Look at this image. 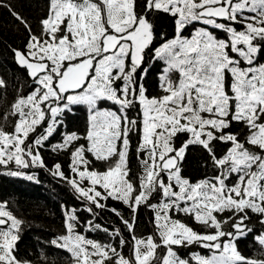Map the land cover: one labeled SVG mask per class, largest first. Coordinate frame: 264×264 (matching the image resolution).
<instances>
[{
  "label": "snow or ice",
  "instance_id": "1",
  "mask_svg": "<svg viewBox=\"0 0 264 264\" xmlns=\"http://www.w3.org/2000/svg\"><path fill=\"white\" fill-rule=\"evenodd\" d=\"M0 6L29 32L26 50L13 52L33 85L12 105L18 116L13 131L0 128V165L14 162L17 170L8 175L35 180L19 169H47L41 149L66 127L64 118L74 106L86 105V133L65 131L51 145L54 152L70 151L72 175H65L60 163L47 170L87 202L84 211L93 217L92 206L104 209L102 201L109 198L134 214L142 204L155 214V235L132 237L134 259L82 235L76 209H65L66 234L52 245L69 252L75 264H190L175 249L192 244L211 253L195 255L196 264H264L241 255L236 245L253 232L246 223L249 212L264 227V64H257L264 56V0H50L39 34L9 5ZM160 13L174 22L171 38L158 32ZM197 23L202 27L185 36ZM217 30L225 38H218ZM149 61L163 62L160 93L154 96L143 83ZM104 102L117 110L102 109ZM137 107V118L130 119ZM234 123L246 129L243 139ZM133 130L140 133L136 153L142 171L136 181L128 166ZM182 136L186 139L177 143ZM190 145L207 152L213 176L193 183L183 175ZM89 155L96 161L118 159L99 171ZM156 195L160 200L153 204ZM112 211L134 231L135 216L130 222ZM173 213L192 217L206 231H195ZM22 223L0 203V264H22L13 254ZM85 231L120 236L118 229L109 232L93 220ZM255 239L264 247V232ZM126 243L120 239L121 248Z\"/></svg>",
  "mask_w": 264,
  "mask_h": 264
},
{
  "label": "trees",
  "instance_id": "2",
  "mask_svg": "<svg viewBox=\"0 0 264 264\" xmlns=\"http://www.w3.org/2000/svg\"><path fill=\"white\" fill-rule=\"evenodd\" d=\"M0 4L9 5L13 11L27 21L33 32L39 34L41 30L40 21L48 15L50 0H0ZM157 25L159 33H166L169 38L174 35V22L169 15L160 13ZM198 25L200 24L189 26L184 31V35L189 36ZM235 27L239 28V25ZM216 34L218 38H225V34L218 30ZM159 39L158 36L155 42L156 46H159ZM28 40L29 32L25 25L11 14L8 7L0 6V79L5 82V86L0 87V128H3L6 132L13 131L17 120V116L12 115V105L19 96H27L33 88L32 80L27 76L25 69L18 67L14 62L13 49L25 51ZM263 63L264 56L258 57L257 64ZM162 66V61H149L145 64V67L149 68V72L143 83L149 96L160 93L158 73ZM100 107L115 108L111 103L101 104ZM138 112V107L130 111L129 118H137ZM88 118V109L85 105L74 106V112L64 118L66 127H61L49 139L47 146L41 149L47 169H51L54 164L60 163L65 175H72L69 169L70 151L54 152L51 150V145L60 142L62 140L61 134L65 131H76L84 135L88 126ZM39 131H42V129H37V132ZM233 131L240 132L241 139L247 134L246 129L235 123L233 124ZM184 139H186V136H182L177 143L182 142ZM139 140L140 133L133 130L130 133L128 166L130 168V178L134 181L142 171L136 153ZM80 143H85V141L82 140ZM217 154L222 155L219 148ZM89 159L93 161L95 169L104 171L110 164H114L118 157L113 158L110 162L96 161L90 155ZM47 169L39 167L19 169L28 175H35V180H28L22 176L7 174L11 170H17L15 164L0 165V203H5L6 210L11 211L14 216L23 222L19 230L20 238L13 250L14 256L22 264H75L69 252L59 249L51 243L54 238L66 234L65 209L69 211L72 209L77 210L80 220L78 231L82 235L102 244L114 245L125 258L134 259L133 235L137 238H147L150 235H155V214L146 205L142 204L134 214L121 201L109 198L107 201H102L107 205L104 209H97L94 205L92 206L93 211L97 213L93 217L91 213L84 211L87 202L78 199L77 194L67 182L54 177ZM182 173L195 183L198 180L213 176L215 171L207 152L201 146L190 145L186 152V158L182 162ZM235 179L236 177H233L230 183H234ZM159 200L160 196L156 195L150 202L156 204ZM112 209H116L124 219L130 222L135 216L134 231H129L121 221L120 216H117ZM249 216L250 220L246 223L253 229V232L236 241L237 250L248 259L261 261L264 260V247L257 243L255 237L264 232V227L260 225L259 217L256 214L249 212ZM173 217L180 219L197 232L206 231L203 225L198 224L190 216L173 213ZM88 220H93L94 223L108 228L109 232L118 229L120 236H112L104 231H85ZM121 238L127 241L122 248L120 246ZM175 250L181 258L188 260L190 264H196L193 259L195 255L205 257L210 254L208 249L199 244L179 247ZM164 252L165 249H158L159 255L162 256Z\"/></svg>",
  "mask_w": 264,
  "mask_h": 264
},
{
  "label": "rangeland",
  "instance_id": "3",
  "mask_svg": "<svg viewBox=\"0 0 264 264\" xmlns=\"http://www.w3.org/2000/svg\"><path fill=\"white\" fill-rule=\"evenodd\" d=\"M199 27H202V25H198L196 28H199ZM240 27V26H239ZM239 29V28H238ZM195 30V29H194ZM193 30V31H194ZM193 31L191 32V34L189 35V36H187V37H190L191 35H192V33H193ZM264 64V63H263ZM178 76H179V74L177 73L176 74V77L175 78H177L178 79ZM227 83H228V85H229V91H230V84H231V76H230V74H229V76H228V79H227ZM106 103H110V102H104V103H102V104H106ZM86 106V105H85ZM114 106V105H113ZM115 108L114 109H112V108H108V109H111V110H117L116 109V106H114ZM86 108H87V106H86ZM102 109H107V108H102ZM88 116H89V113H88ZM17 119H18V116H17ZM17 121V120H16ZM11 163H13V164H15L14 162H11ZM11 163H9V164H11ZM85 184H87V181H85ZM211 255V253L208 255V256H210ZM208 256H205V257H208Z\"/></svg>",
  "mask_w": 264,
  "mask_h": 264
},
{
  "label": "water",
  "instance_id": "4",
  "mask_svg": "<svg viewBox=\"0 0 264 264\" xmlns=\"http://www.w3.org/2000/svg\"><path fill=\"white\" fill-rule=\"evenodd\" d=\"M14 62H15V64H16L18 67L23 68V67H21V66L17 63L16 58H15V55H14ZM23 69H25V68H23ZM25 71H26V73H27V70H26V69H25ZM27 76H28V74H27ZM28 77H29V76H28Z\"/></svg>",
  "mask_w": 264,
  "mask_h": 264
}]
</instances>
